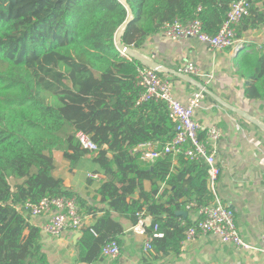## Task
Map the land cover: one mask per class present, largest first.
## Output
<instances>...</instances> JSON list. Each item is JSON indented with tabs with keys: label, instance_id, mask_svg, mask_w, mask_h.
I'll return each instance as SVG.
<instances>
[{
	"label": "trees",
	"instance_id": "1",
	"mask_svg": "<svg viewBox=\"0 0 264 264\" xmlns=\"http://www.w3.org/2000/svg\"><path fill=\"white\" fill-rule=\"evenodd\" d=\"M125 1L134 19L122 40L139 51L163 24L175 19L199 18L206 32L217 33L232 2ZM258 1L264 5V0H254L238 37L264 26V8L256 6ZM128 17L120 0H0V264H49L41 228L21 212L26 202L70 197L77 198L85 213L94 210L55 175L54 151L63 153L71 171L91 166L106 178L98 193L108 209L95 225L82 229L74 264L96 261L102 249L93 251L100 244L116 240L121 245L117 233L100 234L102 229L110 231L113 212L132 224L140 212L152 216L149 234L155 224L164 232L152 242L157 255L179 254L193 224L180 212L191 201H212L202 160L181 152L148 165L132 150L146 141L161 148L173 138L175 124L164 101L138 102V67L143 64L115 45V34ZM255 57L257 69L247 94L264 98V53ZM79 131L97 144L96 153L81 145Z\"/></svg>",
	"mask_w": 264,
	"mask_h": 264
},
{
	"label": "crops",
	"instance_id": "2",
	"mask_svg": "<svg viewBox=\"0 0 264 264\" xmlns=\"http://www.w3.org/2000/svg\"><path fill=\"white\" fill-rule=\"evenodd\" d=\"M259 9L264 8L262 2H256ZM241 25V24H240ZM239 25V27H240ZM239 48L214 50L197 38H187L175 42L160 33L151 35L140 52L154 58L165 67L179 71L187 63H196L204 73L213 76L210 83L204 78L195 77L206 89L225 103L240 109L250 116L264 122V98L247 94V88L254 82L252 75L257 69L256 55L262 53L264 26L242 31ZM248 55V56H247ZM246 57V58H245ZM246 62L240 66L241 59ZM164 73V72H163ZM164 77L172 79L175 96L187 103L194 93L203 90L198 86L183 80L172 78L164 73ZM207 94V93H206ZM195 119L205 126L217 125L222 130L219 141L221 173L215 183V191L223 203L230 206L236 215L239 231L246 241L258 243L264 235V133L254 123L241 115L222 106L212 95L207 94L196 110ZM57 162L55 175L64 179L65 185L72 188L84 199L86 207H93L92 213H85L84 226L80 230L66 229L59 236H52L41 229V243L49 264H74L78 260L77 242L82 236L84 227L92 226L103 217L108 204L101 201L98 190L105 180L101 173L99 179L87 181L88 172H94L91 166L70 170L69 163L63 158L61 151H54ZM67 169V170H66ZM86 170V178L82 184H77L72 176ZM88 170V171H87ZM68 171V172H66ZM149 187V184H147ZM81 206V205H80ZM187 217L194 220L197 214L187 210ZM28 221L41 228L47 222V217L36 219L22 211ZM113 220L109 221L110 231L102 229L100 234L106 236L111 231L117 233L121 240V253L115 259L104 257L101 253L96 261L80 264H264V254L259 251H243L233 244L222 242L216 234H208L187 245L181 244L179 254L157 255L154 247L146 251L149 228L153 217L146 216L145 232L134 230L135 224L113 212ZM119 223L123 231L119 230ZM154 231V226L152 232ZM101 244L94 253L100 252Z\"/></svg>",
	"mask_w": 264,
	"mask_h": 264
},
{
	"label": "built area",
	"instance_id": "3",
	"mask_svg": "<svg viewBox=\"0 0 264 264\" xmlns=\"http://www.w3.org/2000/svg\"><path fill=\"white\" fill-rule=\"evenodd\" d=\"M253 3L254 0H232L225 21L215 34L206 32L199 18L186 21L175 19L172 22H166L160 28L159 33L175 42H181L187 38H197L208 45L210 49L237 50L239 48L237 29L243 18L250 15ZM261 49L264 53V40ZM158 72L144 65L138 67V80L142 88L138 102L164 101L175 124V134L161 148L158 146V142L146 141L137 144L132 150L134 153L140 154L141 159L148 165H153L167 154L177 155L181 152L192 160H202L208 167L209 188L213 194V199L208 204L191 201L186 205V209L194 210L197 217L186 230L182 244L187 245L202 236L216 234L222 242L233 244L237 249L254 250L264 254V235L261 236L258 243L246 241L237 226L234 210L223 203L215 191V183L221 173L222 160L219 141L223 135L222 130L215 124L205 126L195 119L196 110L201 106L206 92L199 90L187 103H184L175 96L172 80L159 75ZM179 72L204 78L206 83H210L213 78L211 74L204 73L196 63L190 61L183 64L179 68ZM201 134L205 136L201 137ZM77 137L81 145L90 152L96 153L99 150L97 144L84 131H79ZM88 177L99 179L100 174L89 172ZM22 211L36 219L47 217V222L42 224L41 229L52 236H59L66 229L80 230L84 226L85 214L77 198L45 196L38 202H26L24 207H21ZM145 218L144 212L138 214V221L134 226L136 232H145ZM162 237H164V232L160 230L158 224H155L153 233L145 243V250L149 251L153 248L154 238ZM101 253L104 257L111 259L119 257L121 253L119 242L116 240L107 242L102 247Z\"/></svg>",
	"mask_w": 264,
	"mask_h": 264
},
{
	"label": "water",
	"instance_id": "4",
	"mask_svg": "<svg viewBox=\"0 0 264 264\" xmlns=\"http://www.w3.org/2000/svg\"><path fill=\"white\" fill-rule=\"evenodd\" d=\"M120 1L125 5V7L128 11V14H129V17L120 26V28L118 29V31L115 34V45L121 54H123L124 56H127L129 58H133L136 61L142 63L144 66L150 67L156 71L174 75L176 77L182 78L183 80H186L187 82H190V83L198 86L199 88L203 89L207 94L212 95L222 106L230 109L231 111L241 115L242 117H244L248 121L254 123L264 133V122L263 121L256 119V118L250 116L249 114H247L246 112L225 103L223 100L216 97L211 91L206 89V87L201 82L197 81L195 79V77L181 73L177 70L169 69V68L165 67L162 63L155 60L154 58L148 57V56L144 55L142 52H140L139 50L126 45L122 40V36H123L124 32L126 31L127 27L129 26V24L131 23V21L134 19V12H133L132 8L130 7V5L125 0H120ZM180 214L183 216H187L188 212L187 211H181Z\"/></svg>",
	"mask_w": 264,
	"mask_h": 264
},
{
	"label": "rangeland",
	"instance_id": "5",
	"mask_svg": "<svg viewBox=\"0 0 264 264\" xmlns=\"http://www.w3.org/2000/svg\"><path fill=\"white\" fill-rule=\"evenodd\" d=\"M67 170V169H66ZM88 171V170H87ZM68 172V171H66ZM69 173V172H68ZM70 174V173H69ZM86 170L83 169L82 171H79L78 174L76 176H72L73 179L76 181L77 184H82V182L84 181V179L86 178ZM148 186V185H147Z\"/></svg>",
	"mask_w": 264,
	"mask_h": 264
}]
</instances>
